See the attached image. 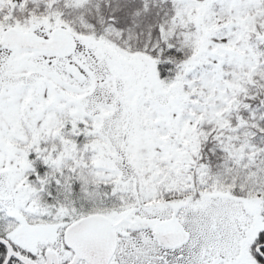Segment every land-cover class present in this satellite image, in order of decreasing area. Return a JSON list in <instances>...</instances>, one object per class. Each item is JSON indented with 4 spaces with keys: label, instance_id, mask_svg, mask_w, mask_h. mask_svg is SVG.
Returning a JSON list of instances; mask_svg holds the SVG:
<instances>
[{
    "label": "snow or ice",
    "instance_id": "1",
    "mask_svg": "<svg viewBox=\"0 0 264 264\" xmlns=\"http://www.w3.org/2000/svg\"><path fill=\"white\" fill-rule=\"evenodd\" d=\"M0 264H264V0H0Z\"/></svg>",
    "mask_w": 264,
    "mask_h": 264
}]
</instances>
